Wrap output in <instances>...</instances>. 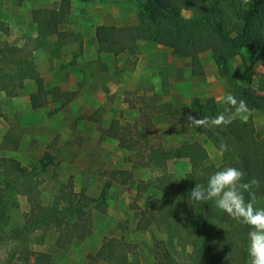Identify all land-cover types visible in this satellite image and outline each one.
<instances>
[{"label":"trees","instance_id":"obj_1","mask_svg":"<svg viewBox=\"0 0 264 264\" xmlns=\"http://www.w3.org/2000/svg\"><path fill=\"white\" fill-rule=\"evenodd\" d=\"M23 1L18 0V3ZM74 1L107 0H59L56 7L33 8L31 20L36 26V35L28 38L23 46L9 43L0 46V115H4L1 94L16 97L22 92L27 81H33L36 85V91L30 94L31 106L35 111L43 109L50 102H60L65 106L74 100L75 91L62 90L58 86L47 88L45 77L36 62L38 50L45 52L50 61H53L62 58L63 49L69 43L80 40L79 32L62 29ZM133 2L137 10V23L100 24L96 27L100 51L116 55L135 53L141 41H152L170 48L176 55L190 58L191 75L196 78L205 74L199 48L207 45L212 51L228 92L237 100H244L250 111L264 114V94L252 85V65L242 53L243 48L257 49L258 58H264V0H248L246 4L243 0ZM184 10H192L193 19L185 18ZM236 22H240L238 30L235 27ZM0 30L8 33L9 24L0 21ZM82 45L80 40L79 46ZM237 55H243L247 72L245 84L238 80L232 69V59ZM72 63H75V59ZM227 108L226 104V115ZM179 114L185 127L204 134L217 149L221 151V145L226 146L222 163L217 165L207 164L209 153L204 144L197 141L182 143L181 155L188 158L191 165L184 182L169 170L165 147L150 143L148 132L155 128V123L148 114H145V120L140 123L123 124L114 119L105 128L103 138H115L122 148L132 149L133 152L137 150V153H134L135 157H127L134 162L133 168L110 172V178L98 196L85 191L77 192L73 179H70L55 192L52 201L44 203L40 175L53 161L52 154L46 152L38 163L31 166L24 165L16 157L0 155V245L15 242L16 249L22 254L31 243L42 242L48 230L56 231L55 242L61 248L68 247L76 239L92 235V209L106 210L113 181L126 184L133 178L136 169L154 167L161 171L156 184L161 194L153 198L147 208L140 209L137 228H159L169 238L175 239L178 246L177 250L171 251L165 240H157L154 245L156 262L249 264L248 226L226 215L224 227L213 232L210 219L206 215L212 202L198 203L193 207L188 204L187 197L195 184H206L209 174L225 166L241 169L245 173V182L253 178L260 182L259 187L255 188L254 201L264 195V136L257 137L252 115L248 116L246 123L237 118L227 126H191L189 115L199 119L220 114L219 107L212 97L206 100L193 97L191 103ZM10 144L19 146L20 138L17 134L10 132L4 135L0 146L5 148ZM19 196L27 198L29 210L22 226L7 229L6 226L11 222L12 210L20 205ZM245 198H248L247 193ZM254 205L256 206L255 203ZM94 259H103L111 264H141L132 243L123 240L104 244ZM4 264L17 263L9 258Z\"/></svg>","mask_w":264,"mask_h":264},{"label":"rangeland","instance_id":"obj_2","mask_svg":"<svg viewBox=\"0 0 264 264\" xmlns=\"http://www.w3.org/2000/svg\"><path fill=\"white\" fill-rule=\"evenodd\" d=\"M58 3L59 0H24L22 3L0 0V21L9 24L8 33L0 30V46L25 45L28 38L36 35L31 10L56 7ZM183 16L191 20L194 12L184 10ZM137 22L133 0L74 1L62 29L79 32L82 47L80 40L71 42L63 49L62 58L53 61L45 52H36L46 87L75 91L74 100L65 106L50 102L35 111L30 102V94L36 91L33 81H27L16 97L1 94L4 115H0V145L4 135L10 132L18 135L20 144L18 147L14 144L0 146V155L16 157L28 166L38 163L46 152L53 156V161L40 175L44 203L52 201L55 192L70 179L77 192L98 196L112 170L133 168L134 162L127 157H135L137 150L122 148L115 138H103L105 128L114 119L131 125L145 120V114L150 115L155 123V128L148 132L150 143L165 147L168 168L181 182L191 168L188 158L180 152L184 142L204 144L209 153L207 164L222 163L221 151L204 134L185 127L179 118V113L195 96L203 100L214 98L219 112L225 113L224 97L229 92L211 49L207 45L199 48L205 74L196 78L191 75L190 58L176 55L170 48L152 41H141L135 53L116 55L100 51L96 36L98 25ZM235 27L238 30L240 22H236ZM242 53L252 65V85L264 94V58H258L257 49L243 48ZM243 55L234 57L231 64L238 80L245 84L247 72ZM249 115L253 116L257 137H263L264 114L254 110ZM160 174L158 168L143 167L136 169L126 184L113 181L106 210L92 209V235L61 248L55 242L56 231L48 230L42 242L31 243L22 254L11 241L0 245V264L9 258L17 264H111L103 259L95 260L94 256H98L104 244L115 240L131 242L141 264H158L155 242L163 239L168 248L175 251L178 249L176 240L156 227L139 230L137 222L140 209L147 208L151 200L161 194L156 187ZM19 202V207L11 212L7 229L22 226L25 221L29 202L25 196H19ZM254 203L257 208H264V195ZM206 215L213 232L224 227L227 214L215 208L213 202Z\"/></svg>","mask_w":264,"mask_h":264},{"label":"clouds","instance_id":"obj_3","mask_svg":"<svg viewBox=\"0 0 264 264\" xmlns=\"http://www.w3.org/2000/svg\"><path fill=\"white\" fill-rule=\"evenodd\" d=\"M246 4L248 0H243ZM228 105L227 115L222 112L215 117L195 118L189 115V124L193 127H221L227 126L234 119L239 118L244 123L248 120L250 110L244 100H237L228 93L224 97ZM226 150L221 145V154ZM245 173L236 167L225 166L212 172L207 176L206 184H195L190 190L187 200L188 204L195 207L198 203L213 202L215 208L226 213L238 223L247 225L249 264H264V208H257L253 201L255 199V188L259 187V181L255 178L244 181ZM245 193L248 198H245Z\"/></svg>","mask_w":264,"mask_h":264}]
</instances>
